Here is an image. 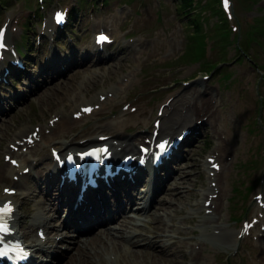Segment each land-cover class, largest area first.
<instances>
[{"label": "rangeland", "instance_id": "1", "mask_svg": "<svg viewBox=\"0 0 264 264\" xmlns=\"http://www.w3.org/2000/svg\"><path fill=\"white\" fill-rule=\"evenodd\" d=\"M149 1L152 2L150 3ZM166 1V7L170 5V12H174V16L181 20L176 22L171 19L170 26H185L184 30L180 31V34L178 27H175L173 31H167L169 19L166 13L162 14L163 11H161L159 22L156 23L154 19L156 18L155 12L158 9L157 0H109L107 6L98 8L97 11H99L100 17L104 18V24L110 28L113 27L118 32L116 43L112 47L114 53L109 55L107 60L101 61L97 65L86 60L79 62L72 60L68 66L61 68L59 76L53 77V79L56 77L55 81L47 85H39L37 92L32 97L27 95L24 97L23 95L24 98L22 99L25 100V104L29 102L24 108H21L24 103L13 102L12 100L9 115L0 118V142L4 141L6 144V138L10 133L15 132L19 123L27 126L28 123L31 124L35 120L46 117L48 119L50 117L48 115L54 111L55 105L56 108L62 107L64 102H66V108L75 105L73 103L76 101L78 103V100H80L78 94L74 96V93L78 90L85 98L91 99L103 87L106 89L111 88V96L108 97L106 92L104 94L106 110H109L110 107L111 109L116 107L119 112L125 108L123 101L120 104V98L126 96L129 98L138 97L140 95L146 100V113L155 114L159 105H165V98L168 95L175 94L176 87L182 88L181 93L183 95L178 97H181V100H174L178 94L173 97V100L171 99L177 104L179 110L170 114L174 118L167 126L165 125V120H161L160 130L163 131V126L168 127L175 123L177 116L179 122L177 124H181L180 121H185L183 123L189 122L190 118L200 121L196 132L197 135L187 139L183 146L185 150L181 157L183 161L176 163L173 171L176 173L173 184L181 181L176 188L177 196L175 195L176 198L175 196L171 198L170 209H166L167 212L162 211L164 213L162 219L164 218L168 221L170 229H175L174 234L182 231L183 237H177L176 240L178 242L182 240L184 247L175 253L176 258H173L170 263L166 259L157 256L138 254L135 257V264H175L177 262L174 261L180 260H185L186 264H193V260L189 258L188 251H191L194 247L198 249L197 244H200V247H206L205 249L210 254L207 258L198 259L197 264H213L215 260L218 261V264H251L253 257L254 260L264 259L262 256L263 246L259 242L257 243L258 245L255 244L252 248L249 245V241H242L244 236L238 237L239 227L240 225L244 227V224H241L240 221L235 224L228 222L232 218L239 216V213L232 214L231 217L228 216L227 207L229 204L227 196L234 193L232 188L235 186L241 188V191L246 187H250L251 191L242 212L244 214L248 212L249 208L256 207L252 194L255 191L264 192V0H233L230 14L235 19L234 26L220 33L217 30V24H213L212 28L206 25V28H209L208 30H196L188 38L186 34L191 33L190 29L193 27L189 23L191 22L190 14H185L184 10H182L185 8L184 6L180 7L182 9L176 6L175 1L179 2L180 0ZM198 1L200 0H195V6ZM202 3L204 1H200V4ZM198 6L199 4H197ZM26 7L27 3L25 0H12V3L5 4L0 9V22L8 15L12 16V20H14ZM202 7L210 8L211 6L202 5ZM218 8L219 4L216 5L217 10ZM192 11L191 14L196 15V10ZM204 14H208V11H205ZM244 15H246V18ZM193 18L195 19V16ZM185 21H188V23L186 22L188 26L184 24ZM91 22L96 24L97 18H92ZM91 22L79 23L78 28L81 31L78 30L76 36H73V40H77L78 44L84 43L89 39L93 30ZM210 22L227 24L226 18L224 22L220 16L217 19L216 16L210 17ZM13 27L15 25L11 24L10 28L13 29ZM170 32H172L173 39ZM18 33L19 31L15 32L14 37ZM156 36L163 37L164 41L158 42V39L155 38ZM120 39L122 42H120ZM179 41L180 56L178 59L171 61L170 58H174L177 55ZM157 43L159 46H155ZM131 45L135 47L132 48ZM120 48L123 52L120 51ZM180 63L187 64L178 66ZM29 65L31 69L38 67L35 59H32ZM109 67L112 68L111 71H109ZM162 71L163 79H156L155 75ZM143 73H146L147 76L150 75L147 82L141 84L146 89H136L128 92V90L138 87ZM205 73H210L208 78L198 77L200 74ZM104 74H109V76L104 78ZM47 76L48 73H41V76H37V80ZM189 76L191 77L190 79L198 78L194 81L186 80L188 83H184L185 81L182 80ZM114 78L119 79L116 81ZM126 80L131 81L127 82ZM84 82H86V85ZM29 86L30 83L25 82L24 79L18 76L16 83L10 87L9 96L18 98L20 92H16L20 90H22L23 94H26L29 91ZM30 87H33V85ZM193 87H199L200 91L203 90L202 92L204 93L199 95L201 98L211 96L214 103L217 102L219 97L225 100L224 104L220 105L223 106L220 119H214L217 121L216 123L213 122V117L207 114L209 113L207 108L197 109L194 107L193 101L189 105L184 102L186 95L189 96L187 91ZM116 88L117 91H114ZM96 100L98 101L99 98H96ZM115 102L117 103L116 106H114ZM242 105H249L248 109L246 110ZM169 109L170 107H168ZM88 116L90 117L86 118L85 123L81 119H77V121L72 123L70 129L65 132V139L72 136L74 140L83 138L87 135L86 133H91L84 130L89 125L100 124L99 129H97L100 130L106 129V122L116 121L102 113ZM259 118L260 120H258ZM223 121L225 128L219 129V127L223 126ZM209 122L212 124V130L203 129V126H208ZM139 129L140 126L134 128V130ZM228 131L229 136L225 139L230 138V143L221 146L220 139L216 138L217 135L215 134L221 133L222 135V133H225L228 135ZM57 132L58 130L55 134ZM130 133L136 135L138 132H126V134ZM55 137L61 139L62 135L61 133L54 135L53 139ZM182 140L184 139L182 138ZM39 147H41V144ZM212 153L214 155L218 153L216 160L220 163L221 169L220 174L214 176L211 180L206 171L205 161L206 156L212 155ZM41 154L40 156L43 157V153ZM0 158H2L1 147ZM212 181H216V183L213 185L214 187H211V191L214 190L213 192H215L218 189L222 193L220 195L221 198L218 197L219 195L216 196L218 199L214 198L215 213L205 218L203 209L199 205L203 202L205 188L210 183L212 184ZM191 191L194 193H191ZM198 201L199 203L197 204ZM19 211L21 212V210ZM247 214V218L252 216V214H248V216ZM217 225L222 228L215 227ZM258 225L262 227V225ZM177 226L181 229H177ZM166 228L167 226H165V231L163 230V232H166ZM258 231L255 228L251 231L250 236L256 238ZM232 237L235 242L234 244H229ZM248 249L253 253L249 254ZM254 255L257 256L255 257ZM130 256L133 255L130 254ZM130 256L128 258H132ZM229 256L230 258L226 260L225 257ZM118 261L125 264L123 259H118Z\"/></svg>", "mask_w": 264, "mask_h": 264}, {"label": "bare ground", "instance_id": "2", "mask_svg": "<svg viewBox=\"0 0 264 264\" xmlns=\"http://www.w3.org/2000/svg\"><path fill=\"white\" fill-rule=\"evenodd\" d=\"M166 39V38H165ZM167 41V40H166ZM154 45V44H153ZM128 46V45H127ZM159 46V45H158ZM122 48V47H121ZM133 48V47H132ZM125 50H127V49H125ZM158 50V49H157ZM163 51V50H162ZM161 52V51H160ZM132 53V52H131ZM125 54V53H124ZM153 54V53H152ZM132 56V55H131ZM126 57V56H125ZM128 58V57H127ZM110 68V67H109ZM121 68V67H120ZM66 69V68H65ZM64 70V69H63ZM112 70V68H110V70L109 71H111ZM121 70V69H120ZM93 72H94V70H93ZM61 74V73H60ZM92 76V75H91ZM109 76V74H104V78H107ZM86 77V76H85ZM41 78V77H40ZM84 78V77H83ZM168 78V77H167ZM112 79V78H111ZM110 79V80H111ZM114 79H116V81L119 79V78H114ZM113 79V80H114ZM84 81V80H83ZM127 81V80H126ZM128 81H131V80H128ZM127 81V82H128ZM122 82V81H121ZM163 82V81H162ZM136 83V82H135ZM149 83V82H148ZM84 84L86 85V82H84ZM126 84V83H125ZM124 84V85H125ZM130 84V83H129ZM26 85V84H25ZM118 85V84H117ZM123 85V84H122ZM121 85V86H122ZM120 86V85H119ZM30 87V86H29ZM111 87H113V86H111ZM123 87V86H122ZM121 87V88H122ZM25 88V87H24ZM38 88H39V86H38ZM135 88V87H134ZM111 88H109V89H106V88H102V89H100V91H98L97 92V94L95 95V97L96 98H99V96H101L102 94H104L105 92H106V94L108 93V91L110 90ZM106 90V91H105ZM143 90V89H142ZM190 90V89H189ZM197 89H195L194 88V91H196ZM114 91H117V88L116 89H114ZM123 91H124V89H123ZM172 93V92H171ZM174 93V92H173ZM76 94H78L79 96H81V98H82V101H86V98H84V96H83V94H81L80 93V90H78V91H76V93H74V96L76 95ZM144 94H145V92H144ZM172 95V94H171ZM184 97V96H183ZM211 97V96H210ZM143 98V97H142ZM61 99V98H60ZM73 99V98H72ZM77 99V98H76ZM110 99V98H109ZM113 99V98H112ZM179 99H181V98H179ZM67 101V100H66ZM102 101H104V100H102ZM113 101V100H112ZM184 101V100H183ZM191 101H193L194 103H195V105L196 106H198V107H201V108H207V112H209L212 116H213V118H219L220 116H221V109L220 108H218L216 105H214L213 104V102H212V99L211 98H199V97H197L196 95L194 96V98H192L191 99ZM191 101L190 100H186V103H187V105H189L190 103H191ZM227 101V100H226ZM225 102V100H223V103ZM65 103V102H64ZM63 103V108L65 109V104ZM105 103V102H104ZM111 103V102H110ZM227 103H228V101H227ZM235 103V102H234ZM83 104V103H82ZM159 104V103H158ZM166 104V103H165ZM169 106H172V110L174 111H172V113H176L177 112V109L179 108H177V107H175V105H174V102L172 101H170L169 100ZM176 104V103H175ZM181 104V103H180ZM14 105V104H13ZM153 105V104H152ZM177 105V104H176ZM231 105V104H230ZM113 106V105H112ZM186 106V105H185ZM246 110L248 109V106H246V105H242ZM242 107V108H243ZM116 108V107H115ZM184 108V107H183ZM229 108V107H228ZM76 109H78V108H75V109H72L73 111L74 110H76ZM54 114H57L58 113V109L56 108V105H55V107H54ZM155 110V109H154ZM179 110V109H178ZM204 110V109H203ZM238 110V109H237ZM241 110V109H240ZM169 110H167L166 108H164V111H163V113L160 115V118H161V120H165V124H166V126L169 124V123H166V121H168L167 120V118H168V116H169V114H170V111L168 112ZM196 111H199V110H197L196 109ZM153 112V111H152ZM241 112H242V110H241ZM243 112H245L244 110H243ZM144 113H145V109H144V107L143 106H141V105H137V106H135V108H133V110H131V111H124V115L125 116H127V117H130L129 119H126L125 117H121L120 119H119V121L116 123V125L115 126H113V127H115L114 129H112L111 130V132H113L114 130H118L119 131V133H121L122 132V128H123V126H125V125H127V124H137V122L139 121V122H142V121H145V119L144 118H142L143 117V115H144ZM208 114V113H207ZM47 115V114H46ZM99 115V114H98ZM92 116V115H91ZM183 116V115H182ZM88 117H90V116H88ZM242 117V116H241ZM102 118V117H101ZM179 119H181V118H179ZM91 120V119H90ZM81 121V120H80ZM86 121V120H85ZM100 122V121H99ZM169 122V121H168ZM217 121H215V123H216ZM81 123V122H80ZM85 123V122H84ZM161 124V123H160ZM160 124H159V126H160ZM214 124V123H213ZM72 125V124H71ZM212 125V124H211ZM77 126V125H76ZM216 126V125H215ZM32 130V129H31ZM69 133V132H68ZM85 134V133H84ZM106 135H107V138H106V140L105 141H109V140H111L112 141V137H110L109 138V136H111L112 134H110V133H108L107 131H106V133H105ZM189 136V134H186V136L185 137H188ZM184 137V138H185ZM217 137L218 138H220V137H223L222 135H221V133H217ZM17 137H14L12 140H15ZM183 138V139H184ZM93 139V137H91V139H89V140H87L85 143H87L88 141H90V140H92ZM226 139L223 137V138H221V142L223 143L224 141H225ZM219 142H220V140H219ZM85 143H82V144H78V145H75V146H72V148H76L77 150H81L82 148H83V145L85 144ZM218 143V142H217ZM230 143V142H229ZM119 145V144H118ZM117 145V146H118ZM228 145V144H227ZM218 146V145H217ZM222 146V145H221ZM62 148V147H61ZM218 148V147H217ZM221 148V147H220ZM227 148V147H226ZM225 148V149H226ZM63 150L64 149H66V150H64V153H67V154H69V153H73V150L72 149H69V148H62ZM231 149V148H230ZM228 150V149H227ZM218 154V153H217ZM217 154H215V155H217ZM42 155V154H41ZM221 156H222V154H220ZM219 157V156H218ZM224 159V158H223ZM227 160V159H226ZM222 161V160H221ZM224 163V162H223ZM225 164V163H224ZM223 164V165H224ZM219 174H220V172H219ZM217 178V177H216ZM219 178H220V176H219ZM213 178H211V180H212ZM215 179V178H214ZM217 180H218V178H217ZM220 182V181H219ZM215 183H216V181H215ZM218 187V186H217ZM221 187V186H220ZM220 189H222V188H220ZM220 191V190H219ZM223 191V190H222ZM191 193H194V192H192L191 191ZM222 193V192H221ZM5 197H10V195H6V194H4V193H2V191L0 190V200L2 199V198H5ZM217 198V197H216ZM221 198V197H220ZM218 199V198H217ZM201 203V202H200ZM215 209V208H214ZM217 209V208H216ZM95 211H96V209L95 208H93V207H91V208H87L85 211H84V215H92L93 213H95ZM83 215V216H84ZM247 216H248V214H247ZM17 217H18V215H17ZM249 218V217H248ZM95 220H97V218L96 217H94L93 218V221H95ZM18 221V220H17ZM207 222H208V220H207ZM261 225V224H260ZM214 227V226H213ZM222 228V227H221ZM221 230V229H220ZM252 233V232H251ZM253 233H254V231H253ZM253 235V234H252ZM245 242V241H244ZM261 243V242H260ZM258 245V244H257ZM261 245V244H260ZM247 248V247H246ZM171 249H172V247L170 246V245H167V246H162V247H160V251L162 252V256H163V258H165L169 263H170V261H173L172 259H173V257H168L169 256V250L171 251ZM196 249H197V247H196ZM191 250V249H190ZM81 253L83 252V250L82 251H80ZM189 252V251H188ZM252 252V251H251ZM253 253V252H252ZM176 255V254H175ZM198 256H200L201 257V253H200V251L198 252V251H196V252H191V257L192 258H197ZM255 256V255H254ZM257 256V255H256ZM255 256V257H256ZM262 257V256H261ZM207 258V257H206ZM201 259V258H200ZM262 259V258H261ZM176 260V259H175ZM191 261V260H190ZM243 261V260H242ZM185 262H184V260H180V261H177V263H175V264H184ZM257 263H260L259 261L257 262ZM196 264V263H195ZM252 264V263H251Z\"/></svg>", "mask_w": 264, "mask_h": 264}, {"label": "snow or ice", "instance_id": "3", "mask_svg": "<svg viewBox=\"0 0 264 264\" xmlns=\"http://www.w3.org/2000/svg\"><path fill=\"white\" fill-rule=\"evenodd\" d=\"M224 3H225V7H227V0H224ZM56 18H57V21H60V20L63 19V17L59 13L57 14ZM2 37H3V30H0V39H2ZM105 40H107V37L104 36V35H100L98 37V41H100V42L105 41ZM2 47H4V45L2 43H0V48H2ZM160 147H161V149H163L164 145L161 144ZM94 154H95V152H93V153H85L84 155H94ZM68 159L71 160V157L69 156ZM213 166H215V165H213ZM9 191L10 190L5 189V192H9ZM10 212H11L10 204H5L3 207H0V232L7 231V225L4 222V219ZM2 254L3 253H0V255H2Z\"/></svg>", "mask_w": 264, "mask_h": 264}]
</instances>
